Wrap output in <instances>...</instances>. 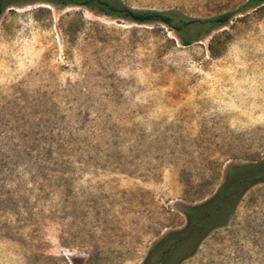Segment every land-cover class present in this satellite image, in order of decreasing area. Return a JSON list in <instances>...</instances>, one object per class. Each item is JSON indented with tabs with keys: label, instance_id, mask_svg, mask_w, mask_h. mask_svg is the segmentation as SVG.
<instances>
[{
	"label": "rangeland",
	"instance_id": "obj_1",
	"mask_svg": "<svg viewBox=\"0 0 264 264\" xmlns=\"http://www.w3.org/2000/svg\"><path fill=\"white\" fill-rule=\"evenodd\" d=\"M122 1L190 18L245 2ZM260 158L264 7L190 45L83 6L0 15V264H143L179 205ZM179 264H264V183Z\"/></svg>",
	"mask_w": 264,
	"mask_h": 264
},
{
	"label": "trees",
	"instance_id": "obj_2",
	"mask_svg": "<svg viewBox=\"0 0 264 264\" xmlns=\"http://www.w3.org/2000/svg\"><path fill=\"white\" fill-rule=\"evenodd\" d=\"M33 3H44L58 8L83 6L103 15L138 24L161 22L177 33L183 45H190L198 38L226 26L235 12L242 13L264 7V0H245L235 11L209 18H190L176 10L136 9L122 0H0V15L12 6ZM192 26L197 28L194 34L189 33ZM260 183H264V158L229 165L223 182L213 195L201 203L179 205V209L186 216V225L169 231L158 240L143 264H179L193 255L207 235L227 224L246 192Z\"/></svg>",
	"mask_w": 264,
	"mask_h": 264
}]
</instances>
